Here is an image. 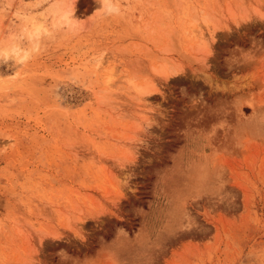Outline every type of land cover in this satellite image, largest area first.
Segmentation results:
<instances>
[{
  "label": "rangeland",
  "instance_id": "374dc122",
  "mask_svg": "<svg viewBox=\"0 0 264 264\" xmlns=\"http://www.w3.org/2000/svg\"><path fill=\"white\" fill-rule=\"evenodd\" d=\"M113 3L0 0V264H264V0Z\"/></svg>",
  "mask_w": 264,
  "mask_h": 264
},
{
  "label": "bare ground",
  "instance_id": "6f19581e",
  "mask_svg": "<svg viewBox=\"0 0 264 264\" xmlns=\"http://www.w3.org/2000/svg\"><path fill=\"white\" fill-rule=\"evenodd\" d=\"M73 8V7H72ZM73 13V9H71V10H69V12H67L64 16H63V19L65 20V21H69V19H70V17H71V14ZM205 21H207V20H205ZM204 21V22H205ZM208 24V23H207ZM201 31V30H200ZM202 33V32H201ZM99 66H101V65H99ZM99 68V67H98ZM168 69V68H167ZM157 73H159V74H167V72H166V70H165V66L162 68H159V69H156L155 70ZM130 84V88L132 89V90H134V92H136V94H138V95H140L141 97H139L140 99L141 98H144L143 96L144 95H147V94H149L151 91L149 90V87L146 85V86H144V85H136V84H134L133 82H130L129 83ZM138 95H137V97H138ZM150 95V94H149ZM143 100V99H142Z\"/></svg>",
  "mask_w": 264,
  "mask_h": 264
},
{
  "label": "clouds",
  "instance_id": "9594fccd",
  "mask_svg": "<svg viewBox=\"0 0 264 264\" xmlns=\"http://www.w3.org/2000/svg\"><path fill=\"white\" fill-rule=\"evenodd\" d=\"M101 6L108 7L109 12H118L119 9L113 3V0H101Z\"/></svg>",
  "mask_w": 264,
  "mask_h": 264
}]
</instances>
